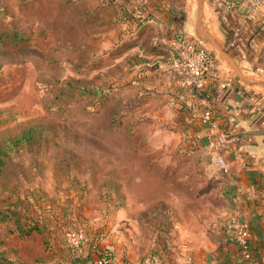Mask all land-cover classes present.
<instances>
[{"label": "rangeland", "instance_id": "1", "mask_svg": "<svg viewBox=\"0 0 264 264\" xmlns=\"http://www.w3.org/2000/svg\"><path fill=\"white\" fill-rule=\"evenodd\" d=\"M142 2L0 0V255L11 264H41L50 236L66 246L68 230L84 232L94 249L135 217L144 237L151 218L157 241H170L173 217L199 209L184 185L198 177L171 174L184 166L174 159L180 141L172 133L149 141L157 134L150 102H162L158 66L136 48L123 54L120 42L134 44L147 24ZM216 203L202 208L208 226L223 209ZM8 210L36 231L18 236Z\"/></svg>", "mask_w": 264, "mask_h": 264}, {"label": "crops", "instance_id": "2", "mask_svg": "<svg viewBox=\"0 0 264 264\" xmlns=\"http://www.w3.org/2000/svg\"><path fill=\"white\" fill-rule=\"evenodd\" d=\"M202 1L206 24L213 36L243 71L264 79V5L253 6L248 0ZM192 2L143 0L150 20L140 25L137 42L131 45L123 40L120 43L125 47L123 54L136 48L141 62L151 57L158 66L153 87L154 96L162 98V102L155 105L150 102L154 113L148 120L156 126L157 134L149 141L156 145L162 143L161 133L165 138L172 133L174 141H180L181 150L174 159L185 161V167L172 168L171 174L181 179L198 177L197 183L183 184L198 194L196 207L199 209L187 210L184 218L174 216L170 229L172 238L165 242L156 239L161 234L155 225L157 219L153 222L149 218V235L144 237L143 222L138 217L128 219L133 222L131 228L124 226L125 220L119 222L118 230L113 228L106 242H95L94 249L91 246L64 250L62 241L50 236L51 249L41 250V264H96L102 255L117 264H140L144 260H152L154 264H264V173L258 155L264 144V105L259 106L256 89L241 86L231 76L233 82L227 81L226 67L222 64L217 68L212 63L209 93L205 99H197L188 81L177 78L170 70L166 63L172 59L175 34L187 33L192 25ZM143 37L149 39L148 45L138 43ZM165 92L169 93L166 99ZM139 103L140 110L148 105L143 101ZM205 105L217 110L221 128L232 134L231 149L224 154L229 166L227 175L218 172L214 165L213 156L205 145L206 129L197 121ZM238 144L240 147L236 150ZM216 200L224 206L220 214L212 212L209 222L214 224L208 226L202 208L216 206ZM234 210H239L251 232L250 261L241 257L221 228Z\"/></svg>", "mask_w": 264, "mask_h": 264}, {"label": "built area", "instance_id": "3", "mask_svg": "<svg viewBox=\"0 0 264 264\" xmlns=\"http://www.w3.org/2000/svg\"><path fill=\"white\" fill-rule=\"evenodd\" d=\"M253 6L264 5V0H248ZM146 19H150V15ZM172 59L169 62L170 70L177 78H184L190 84L197 99H205L208 95V80L211 75L212 58L210 54L195 40L176 33L172 45ZM197 121L206 129V148L213 156V162L218 172L223 175L229 173V166L225 162L224 154L229 152L233 143L229 133L222 129L219 124L217 110L209 105L201 107ZM223 230L230 241L238 248L241 257L251 260L249 253V241L251 232L242 220L239 210H234L232 215L225 221ZM90 238L80 230H68L64 232L63 242L71 249L84 246L91 247ZM96 264H117L108 256L104 255ZM140 264H154L152 260H144Z\"/></svg>", "mask_w": 264, "mask_h": 264}, {"label": "water", "instance_id": "4", "mask_svg": "<svg viewBox=\"0 0 264 264\" xmlns=\"http://www.w3.org/2000/svg\"><path fill=\"white\" fill-rule=\"evenodd\" d=\"M191 5V19L192 25L190 26L187 33L182 32L184 36L190 37L197 42V44L203 47L211 56L212 63L217 68L219 64L224 65L226 72L228 74L227 81H232L233 77L235 81L243 87L254 88L259 93H255L258 99V104L261 108L264 105V79L257 76H253L245 71H243L237 63L234 62L233 58L227 53L222 44L213 36L211 28L206 24V17L203 7L202 0H192ZM231 76V77H230ZM229 135H232L229 133ZM240 139V138H236ZM240 145L236 146V150ZM241 150V148H240ZM242 152L246 156L249 154L242 149ZM262 168L264 173V144L260 148V154Z\"/></svg>", "mask_w": 264, "mask_h": 264}, {"label": "trees", "instance_id": "5", "mask_svg": "<svg viewBox=\"0 0 264 264\" xmlns=\"http://www.w3.org/2000/svg\"><path fill=\"white\" fill-rule=\"evenodd\" d=\"M7 213H10L14 217L13 218V223L15 225V228H16V231H17L18 236H20L22 238L29 237L33 232L36 231V229H37L36 226H35L36 224H25L24 226H21V223H20L21 222V214L18 211L8 210ZM91 245H92V242H91L90 246ZM66 247L67 246H64V248H66ZM81 248L71 249V248L67 247V249L68 250H71V251L79 250ZM11 263L12 262H10V259L8 260L4 256L0 255V264H11Z\"/></svg>", "mask_w": 264, "mask_h": 264}]
</instances>
